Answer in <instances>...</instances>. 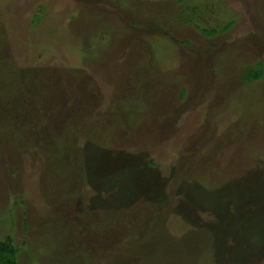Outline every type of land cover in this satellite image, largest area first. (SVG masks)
Masks as SVG:
<instances>
[{"label":"rangeland","instance_id":"rangeland-1","mask_svg":"<svg viewBox=\"0 0 264 264\" xmlns=\"http://www.w3.org/2000/svg\"><path fill=\"white\" fill-rule=\"evenodd\" d=\"M37 1L59 19L0 0V238L19 263L264 264V72L244 79L264 71V0Z\"/></svg>","mask_w":264,"mask_h":264},{"label":"trees","instance_id":"trees-1","mask_svg":"<svg viewBox=\"0 0 264 264\" xmlns=\"http://www.w3.org/2000/svg\"><path fill=\"white\" fill-rule=\"evenodd\" d=\"M34 1L35 3H37L38 1L37 0H32ZM37 1V2H36ZM185 0H179V3L183 2ZM38 4V3H37ZM38 8H39V11L37 12L38 14H35V17L37 19V21H39L42 16L44 18L46 17H57L58 15H52L54 13V10L52 9L53 7L49 8L45 2L44 3H39L38 5ZM198 10V8H195V6H188L186 5L185 6V10L184 12L182 13L184 15V21L185 23H188L190 25H193L199 32H201L203 35L207 36V37H211L213 35H215L217 33L216 29L214 28H207V27H202L200 26L198 23H197V19L194 18L195 15H196V11ZM84 14L87 13L86 10H81ZM71 16L75 17L76 18H79L81 17L82 13L81 12H77V9L76 10H69ZM67 14V13H65ZM83 14V15H84ZM197 16V15H196ZM49 19V18H48ZM59 18L57 17V20ZM46 20V19H45ZM57 24V23H56ZM234 24V21H230L227 25V27H230ZM45 26H41L39 25V31L40 30H43ZM61 26H59L60 28ZM55 30H58L60 31L59 29H55ZM40 32H43V31H40ZM57 32V31H56ZM44 33V32H43ZM67 33V32H66ZM73 33V32H72ZM71 33V34H72ZM66 35V34H65ZM81 52V51H80ZM263 65H262V62H258L257 65L254 67V68H248L245 72V75H244V79L246 81H253V80H257V79H260L262 76H263ZM177 145H175V148H176ZM101 153V154H100ZM100 155H102V151H100L99 153H97L96 158H98ZM260 156H262V158L264 159V154H260ZM137 158L140 160V161H143L141 162L140 165H145V166H150L152 167V165H156V161L155 159H152L151 157L149 156H146V155H138ZM263 163L262 160L260 159V164ZM137 167H140L139 165ZM262 169H264V165L261 166ZM125 171V173L129 171V167L127 166V168L125 167L124 169H122ZM122 170L119 171V172H114L112 174H109L107 173V175H109L108 178H106V180L102 181V185L100 186V188L102 187H107L109 185V183H114V181H116L117 179H119V176L121 175L122 173ZM136 175V174H135ZM133 175L129 177V179H133ZM136 177H134L135 179ZM251 180H247L248 183H250ZM193 182H191L190 184H192ZM257 182L253 183V186H258V185H261V183L259 184H256ZM251 184V183H250ZM249 184V186H250ZM256 184V185H255ZM149 185H150V188L147 189V196L150 197L151 199L154 198V196H157L159 195L162 199L161 202L164 201V198H163V194L166 193V190L165 188H162L163 186V183H160V182H157L156 180H149ZM197 183H193L192 186H196ZM224 185V184H223ZM233 185V184H232ZM226 187H229V190L233 191L234 189H237V188H231L232 186L229 185V186H226ZM259 188V187H258ZM164 189V190H163ZM232 193V192H231ZM131 195V194H130ZM188 195V194H187ZM242 196L240 197V199H237V201L234 203L235 204V207H236V211H242V207H245V205H247V200L242 201L243 197H246L244 196V194H241ZM190 196V195H189ZM262 196V195H261ZM264 197V196H263ZM250 199V202L252 201L253 204L256 203V204H260L261 205V208L264 206V198H262L263 200H259L260 203H258V201H255L256 198H249ZM160 199H157V201H154L156 203H158ZM21 203H23V201L20 200ZM251 202V204H252ZM185 204L184 205H189L190 201H185L184 202ZM255 205V204H254ZM260 205L258 206V208L255 206V210L253 211L254 213V217H255V220L256 222H260V226L263 227L264 225V217L263 215L261 214L262 213V209H260ZM189 206L192 207V204H190ZM196 208L198 207L196 204H195ZM234 206V205H233ZM253 206V205H252ZM180 207V206H179ZM188 207V206H187ZM183 208V207H182ZM254 207H252L251 209H253ZM193 209V208H192ZM177 210L179 211L180 208H177ZM194 210V209H193ZM197 210V209H196ZM258 211H261L260 214L258 213H255V212H258ZM202 214L204 215V209L201 210ZM189 208L188 210H185V208L181 211V212H177V214H179L181 216V219H183V222L185 221L187 224L189 223H193L194 220L193 217L195 218L196 214H198L197 211H194L193 214L190 216L189 214ZM242 214H240L241 216ZM262 215V216H260ZM192 218V219H191ZM246 216L243 215V223L245 225V230L247 232H249V229L252 228L253 229V232L251 233V235H254L255 237V234H254V226L255 225H251L250 223H247V220L248 219H245ZM23 223L25 224L26 223V220L23 221ZM196 223V222H195ZM194 223V224H195ZM227 241V237L224 236V242L226 243ZM20 252V249L19 247H17L15 244H14V240H13V237L8 233L5 235L4 238H0V264H20L19 263V259H18V254ZM178 253H171V255H176ZM181 254V253H180ZM256 262V260L254 261ZM257 263V262H256Z\"/></svg>","mask_w":264,"mask_h":264}]
</instances>
